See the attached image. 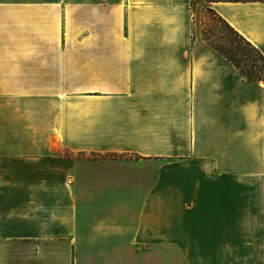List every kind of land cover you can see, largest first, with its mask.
I'll return each instance as SVG.
<instances>
[{"label":"crops","instance_id":"obj_1","mask_svg":"<svg viewBox=\"0 0 264 264\" xmlns=\"http://www.w3.org/2000/svg\"><path fill=\"white\" fill-rule=\"evenodd\" d=\"M264 0H0V264H264Z\"/></svg>","mask_w":264,"mask_h":264},{"label":"trees","instance_id":"obj_2","mask_svg":"<svg viewBox=\"0 0 264 264\" xmlns=\"http://www.w3.org/2000/svg\"><path fill=\"white\" fill-rule=\"evenodd\" d=\"M224 25L232 37L223 38V45L208 43L209 46L227 59L243 80L264 81V55L226 23Z\"/></svg>","mask_w":264,"mask_h":264},{"label":"rangeland","instance_id":"obj_3","mask_svg":"<svg viewBox=\"0 0 264 264\" xmlns=\"http://www.w3.org/2000/svg\"><path fill=\"white\" fill-rule=\"evenodd\" d=\"M203 39L213 45H223V38L232 37L226 26L211 10L203 9L195 20Z\"/></svg>","mask_w":264,"mask_h":264}]
</instances>
